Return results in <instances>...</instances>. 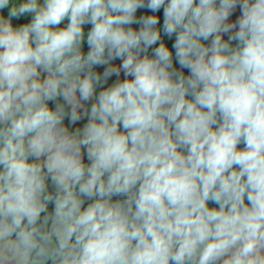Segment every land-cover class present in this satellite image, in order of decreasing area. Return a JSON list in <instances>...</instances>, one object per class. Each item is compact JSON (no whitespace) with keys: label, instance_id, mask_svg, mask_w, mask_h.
Here are the masks:
<instances>
[{"label":"clouds","instance_id":"9594fccd","mask_svg":"<svg viewBox=\"0 0 264 264\" xmlns=\"http://www.w3.org/2000/svg\"><path fill=\"white\" fill-rule=\"evenodd\" d=\"M0 264H264V0H0Z\"/></svg>","mask_w":264,"mask_h":264}]
</instances>
